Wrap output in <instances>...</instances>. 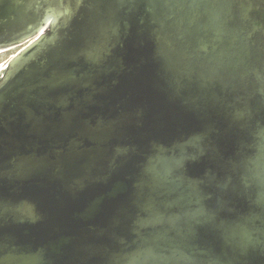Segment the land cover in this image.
<instances>
[{"label":"water","instance_id":"water-1","mask_svg":"<svg viewBox=\"0 0 264 264\" xmlns=\"http://www.w3.org/2000/svg\"><path fill=\"white\" fill-rule=\"evenodd\" d=\"M0 264H264V0H0Z\"/></svg>","mask_w":264,"mask_h":264},{"label":"rangeland","instance_id":"rangeland-1","mask_svg":"<svg viewBox=\"0 0 264 264\" xmlns=\"http://www.w3.org/2000/svg\"><path fill=\"white\" fill-rule=\"evenodd\" d=\"M21 46L0 53V69L17 53Z\"/></svg>","mask_w":264,"mask_h":264}]
</instances>
